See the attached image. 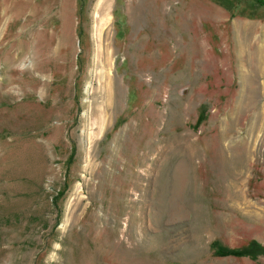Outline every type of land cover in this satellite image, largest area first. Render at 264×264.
I'll return each mask as SVG.
<instances>
[{"label": "rangeland", "instance_id": "obj_1", "mask_svg": "<svg viewBox=\"0 0 264 264\" xmlns=\"http://www.w3.org/2000/svg\"><path fill=\"white\" fill-rule=\"evenodd\" d=\"M100 1L0 0V264H264V0Z\"/></svg>", "mask_w": 264, "mask_h": 264}, {"label": "bare ground", "instance_id": "obj_2", "mask_svg": "<svg viewBox=\"0 0 264 264\" xmlns=\"http://www.w3.org/2000/svg\"><path fill=\"white\" fill-rule=\"evenodd\" d=\"M69 1L65 2L62 6L63 12V31H67L70 29V21H69ZM109 6H107V1L104 0L102 3L101 1L96 5V11L99 15L98 18L95 17L94 21L98 24L97 30L98 33L102 32L103 26L107 25L109 19L107 17V11ZM108 26V25H107ZM24 28V27H23ZM106 34V32H105ZM28 45V44H26ZM24 46V44H23ZM23 53V52H22ZM110 55L108 53V46L104 45V50H98L94 60V67L96 68L94 78L97 81V87L100 90L105 92L106 96V108L102 109L99 112L98 117V131L102 129V126L106 123V114L107 111L111 109V106L114 104V107L117 106V102H115V94L113 90V77L110 72ZM100 69V70H99ZM95 70V69H94ZM99 70V71H98ZM113 90V94L112 91ZM105 100V101H106ZM117 100V99H116Z\"/></svg>", "mask_w": 264, "mask_h": 264}, {"label": "trees", "instance_id": "obj_3", "mask_svg": "<svg viewBox=\"0 0 264 264\" xmlns=\"http://www.w3.org/2000/svg\"><path fill=\"white\" fill-rule=\"evenodd\" d=\"M259 3H260V1H262V0H257ZM264 5V4H263Z\"/></svg>", "mask_w": 264, "mask_h": 264}]
</instances>
